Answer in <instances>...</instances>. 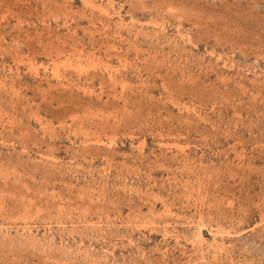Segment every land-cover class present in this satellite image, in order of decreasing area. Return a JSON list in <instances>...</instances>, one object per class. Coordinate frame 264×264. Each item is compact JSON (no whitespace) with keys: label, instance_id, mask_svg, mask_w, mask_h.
<instances>
[{"label":"rangeland","instance_id":"obj_1","mask_svg":"<svg viewBox=\"0 0 264 264\" xmlns=\"http://www.w3.org/2000/svg\"><path fill=\"white\" fill-rule=\"evenodd\" d=\"M0 264H264V0H0Z\"/></svg>","mask_w":264,"mask_h":264}]
</instances>
